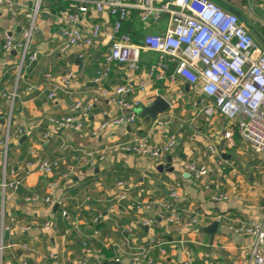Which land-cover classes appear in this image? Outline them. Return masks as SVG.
<instances>
[{
    "label": "crops",
    "instance_id": "obj_1",
    "mask_svg": "<svg viewBox=\"0 0 264 264\" xmlns=\"http://www.w3.org/2000/svg\"><path fill=\"white\" fill-rule=\"evenodd\" d=\"M14 1L19 15L13 17L0 9V30H9L19 38L27 26L24 12L31 2ZM214 1L229 12L230 9L238 11L237 15L258 45L264 48V0ZM74 2L47 1L29 51L36 54V59H27L20 78L16 69L19 53H6L0 47V138L6 135L11 111L10 144L5 157L0 153V184L3 180L20 181L18 188L8 189L4 197L0 191V228L2 224L10 227L3 239L5 263L135 264L132 253L150 247V240L155 239L161 244L149 248L155 264H245L247 257L243 250L253 237L230 232L227 225L228 219L261 215L259 205L264 200V181L257 167L258 157L237 134L235 146L227 145L223 136L227 120L220 116L207 118L200 113L195 105L198 95L182 78H170L176 63L169 58L168 76L156 79L146 92L137 91L133 95L145 103L142 109L157 96L168 100L170 108L158 116L169 121L168 127H156L152 121L144 129L139 114L135 125L99 129L104 119L121 112L116 103L96 94L98 86L93 81L109 45L104 33L90 48L81 44L66 52L59 50L62 30L66 27L62 15ZM113 20L107 14L96 17L95 13H89L80 27L85 29L87 25L101 22L106 32L111 29ZM123 25V32L130 34L134 42L141 43L147 35L165 31L168 15H164L160 23L146 26L138 10L131 8ZM2 42L0 38V45ZM159 59V53L144 51L137 71L114 64L102 84L107 89L118 84L136 85ZM69 72L74 74L71 86L59 91L55 99L49 98L52 86L46 74L59 77ZM14 91L16 97L11 101L8 96ZM94 98V106L81 131L54 130L50 125V117L71 113L76 100ZM18 129L24 132L16 137ZM46 133L48 137L44 136ZM171 133L178 135V143L171 154L159 158L114 153L95 165L83 164L80 159L82 151L100 150L135 134H149L152 143L160 146ZM210 144L216 145L221 157L209 152ZM169 156L173 160L208 165L213 171L195 179L174 162L171 164L174 170L170 171L166 167ZM56 158L62 159V165L47 177L27 166L30 160ZM118 181L125 182L129 194L121 203H117L115 196ZM53 182L59 184L55 190ZM175 182L180 183V199L175 204L182 223L175 225L162 220L157 206L146 209L134 205L169 200L170 188ZM51 192L54 203L29 200L34 195L46 197ZM218 192L226 193L228 199L215 201L213 196ZM99 215L102 217L96 219ZM218 216L223 220L217 229L204 231L203 228L217 221ZM194 217L199 218L198 223L187 228L185 223Z\"/></svg>",
    "mask_w": 264,
    "mask_h": 264
},
{
    "label": "built area",
    "instance_id": "obj_2",
    "mask_svg": "<svg viewBox=\"0 0 264 264\" xmlns=\"http://www.w3.org/2000/svg\"><path fill=\"white\" fill-rule=\"evenodd\" d=\"M69 9L65 10L62 19L66 24L63 28V39L59 45L61 52H66L76 45L90 48L106 33L108 49L103 54V61L96 71L94 82L97 84L96 94L107 97L116 103L121 112L107 117L99 126L101 130H108L119 126L135 125L139 118L138 109L145 103L133 96L135 92H146L147 87L156 79L166 78L169 71L167 59L176 63L172 80L182 78L190 90L198 95L195 105L200 113L207 118L220 116L227 120L228 126L223 136L227 145L235 146V135L247 145L249 150L259 159L257 167L262 173L264 181V48L260 47L254 36L242 19L235 13L224 9L214 0H74ZM30 5L24 12L27 26L21 36L17 38L9 30H0L3 39L0 47L9 53L16 51L20 59L17 64V77L20 78L27 59L34 61L36 54H29L30 46L38 27V19L43 11L44 0H30ZM138 10L140 20L146 25L158 24L164 15H168V25L163 33L149 34L143 42L136 43L130 34L123 32V24L129 18L130 9ZM0 9L13 17L19 15L14 0H0ZM89 13L96 17L109 15L114 18L109 31H104L103 23L95 22L81 28ZM107 22V20H106ZM144 51L159 53V62L151 65L143 80L136 85L118 84L110 89L103 86L111 73L114 64L126 65L130 70L140 69L141 54ZM80 57H84L81 53ZM2 58L0 56V64ZM74 79L73 72L54 77L46 74V80L52 86L49 98L55 99L59 91L68 89ZM11 101L16 97V91L8 96ZM95 98L88 101L76 100L71 113L49 118L54 130L66 129L81 131L88 120L89 113L94 106ZM148 102V106L153 103ZM156 127L167 128L169 121L157 117L153 120ZM23 129H18L15 136L19 137ZM49 136V133L44 135ZM11 140V111L7 119V132L0 138V153L6 156ZM178 143V135H167L163 145L152 143L151 136L132 135L130 138L115 142L100 150L82 151L80 159L83 164L95 165L108 154L136 153L145 157L159 158L163 154H171ZM209 152L221 157L216 145H209ZM33 153V152H32ZM183 167L195 179H201L212 173L208 165L195 162L173 160ZM62 165V159H39L28 161L27 166L36 169L42 176L47 177ZM20 181L7 182L3 180L0 191L4 197L8 189H17ZM58 182L52 183L55 190ZM116 199L121 203L129 196L124 181L117 182ZM180 183H173L170 188L169 200H155L147 204L140 202L134 205L150 209L157 206L159 217L167 223L178 225L182 223L176 201L180 199ZM216 187H219L216 185ZM52 192L46 197L34 195L30 201L44 200L54 203ZM215 201H225L228 195L223 192L213 196ZM114 208V205L111 206ZM260 217L246 216L228 219L227 228L230 232L249 235L252 242L243 250L247 257L245 264H264V200L259 205ZM3 212V206H2ZM66 214V212L64 213ZM99 215L96 219H100ZM223 217L218 216L220 222ZM199 221L198 217L186 222L187 228H193ZM150 222V221H149ZM147 222V223H149ZM50 222L46 223L49 227ZM10 227L2 224L0 228V264L4 260V235ZM132 229H129L131 231ZM148 248H139L132 253L135 264H155L150 255V249L160 247L155 239L150 240ZM86 245V244H85ZM87 253L90 250L87 249ZM26 264V262H24ZM91 264H101L94 261ZM189 264V263H185Z\"/></svg>",
    "mask_w": 264,
    "mask_h": 264
},
{
    "label": "water",
    "instance_id": "obj_3",
    "mask_svg": "<svg viewBox=\"0 0 264 264\" xmlns=\"http://www.w3.org/2000/svg\"><path fill=\"white\" fill-rule=\"evenodd\" d=\"M230 11L238 15L240 14L238 11L234 9H230ZM169 108H170L169 101L163 98L162 96H157L155 101L151 105L146 106L143 109H138V113L141 115L143 119L142 127L144 129L147 128L154 119H156L160 114L167 111ZM168 161L169 163L166 167H169L170 168L169 170L173 171L174 169L171 166L172 156L168 157ZM161 168H164V167H160V169ZM218 225H219V222L214 221L211 225L204 227L203 230L206 232H214L217 229Z\"/></svg>",
    "mask_w": 264,
    "mask_h": 264
},
{
    "label": "trees",
    "instance_id": "obj_4",
    "mask_svg": "<svg viewBox=\"0 0 264 264\" xmlns=\"http://www.w3.org/2000/svg\"><path fill=\"white\" fill-rule=\"evenodd\" d=\"M47 1L48 0H44V4H43V9L47 6ZM51 1H53V0H51ZM70 8V7H69ZM123 28H124V25H123ZM123 31V30H122Z\"/></svg>",
    "mask_w": 264,
    "mask_h": 264
}]
</instances>
